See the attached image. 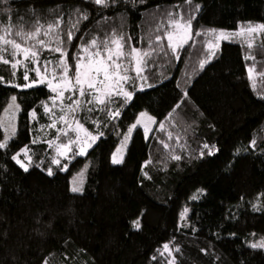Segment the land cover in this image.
<instances>
[{
	"label": "trees",
	"instance_id": "obj_1",
	"mask_svg": "<svg viewBox=\"0 0 264 264\" xmlns=\"http://www.w3.org/2000/svg\"><path fill=\"white\" fill-rule=\"evenodd\" d=\"M33 2L13 0L12 7L28 20L25 10ZM35 3L39 12L47 16L48 8L59 3L67 10L74 0ZM195 3L202 5L193 21L195 29H235L237 22H264V0H193ZM126 8L125 31H131L137 40L143 38L137 46L147 48V37L154 39L157 34L161 12H183L185 5L184 0H144V4ZM16 19L14 15L13 22ZM114 19L118 25L119 19ZM195 39V45H185L187 51L181 49L179 60L172 58L165 63L161 57L148 65L146 74L156 87L138 92L122 119L126 125L141 110L163 119L179 99L180 90L187 89L190 100L178 109L177 126L169 130L179 132L183 142L186 137L182 129L192 125L188 136L195 129V138L190 140L189 150L206 141L219 151L211 157L182 162L179 167L172 162L166 172L149 166L146 170L152 179L142 183L140 165L150 152L156 158L157 147L163 151L155 140L146 143L142 130L134 132L121 165L110 163L119 141L110 133L89 149L86 158L75 157L66 171L56 172L53 177L35 168L24 174L9 161L7 178L0 175V264H41L44 256H48L49 264H148L153 249L173 235L183 247V264H264V251L252 250L245 243L246 238H252L250 233H256L253 238L264 236V212L254 213L250 206L264 192V156L258 152L253 155L251 149L243 151L253 136L258 146L264 147V75L260 74L264 72V38L258 36L251 50L240 39L222 42L217 55L203 70L198 67L203 58V37ZM163 43L166 47L167 41ZM250 52L255 60L246 61L244 57ZM253 64L256 67L250 81L246 66ZM185 73L191 74L190 80ZM0 76L10 78L8 66L0 64ZM16 82L23 83L20 73ZM177 82L180 89L176 88ZM13 94L18 100H26L22 107H38L41 99H47L48 90L44 86L17 90L0 85V113ZM17 131L15 142L10 144L12 151L30 140L23 112L17 117ZM46 134L50 137L52 131L41 133ZM2 135L0 129V139ZM159 135L166 139L162 133ZM170 143L175 144L174 140ZM32 147L39 153V148L47 146ZM237 148L241 149L238 155ZM85 161H92L85 192L70 193L69 179ZM4 163L0 156V164ZM200 187L207 189V195L199 201L188 200ZM185 205L191 209L190 223L196 233L188 228L176 231L179 212ZM142 209L147 210L143 230L132 231L131 221ZM38 214H42V234L35 231ZM230 214L236 218L231 219ZM233 232L236 236H229ZM213 233H219V238ZM200 248L209 249V254L200 253ZM80 249L85 251L81 253Z\"/></svg>",
	"mask_w": 264,
	"mask_h": 264
},
{
	"label": "snow or ice",
	"instance_id": "obj_2",
	"mask_svg": "<svg viewBox=\"0 0 264 264\" xmlns=\"http://www.w3.org/2000/svg\"><path fill=\"white\" fill-rule=\"evenodd\" d=\"M12 2L13 0H0V21H3L0 23V64L10 69V78L0 76V85L17 90L44 86L48 95L46 100L39 101L38 107L29 108L22 107L26 103L23 97L18 100L16 94L10 96L7 106L3 108L4 116H0V129H3L0 156L5 161L0 164V175L7 178L6 165L10 161L24 174L35 168L48 177H53L56 172L66 171L75 157L86 158L89 149H93L94 145L98 146L97 142L105 138L106 133L119 139V144L110 155L111 165H121L125 162V153L133 140L134 132L142 130L146 143L152 139L158 146L162 145L163 151L160 147L156 148L155 159L150 152L149 157L140 165L141 183L143 180L152 179L146 170L149 166L166 172L172 162L179 167L182 162L211 157L219 151L215 144L206 141L197 149L189 150V142L195 138V129L192 136H188L192 125L182 129L186 137L183 142L179 132L169 130L177 126L175 114L178 109L190 100L187 89L180 90L179 99L163 119L158 120L155 115L141 110L132 122L124 125L123 113L134 103L138 92L156 87L146 74L149 64H155L161 57L165 63L172 58L179 60L181 49L187 51L185 45L190 42L195 45V38L203 37V58L198 61L199 69L203 70L217 55L222 42L240 39L246 42L247 49H253L255 37L264 38V22H237L235 29H195L193 21L196 20L202 5L193 4V0H184L183 12L174 14L167 9L161 12L157 34L154 39L149 35L147 48H142L137 44L142 43L143 38L137 40L131 31H125V12L127 5L144 4V0H74L67 10L59 3L48 8L47 16L39 12L34 0L25 10L28 20L18 9L14 12ZM14 15L17 18L15 22ZM114 17L119 19L118 25ZM164 40L167 41L166 47ZM244 59L255 60V57L250 52ZM163 66L160 65L161 68ZM255 67V64L246 66L250 81L253 79ZM18 73L22 75L23 83L16 82ZM31 73L35 75L31 76ZM260 74L264 75V72ZM185 75L191 79L190 73ZM176 88L180 89L179 82ZM261 99H264V94ZM38 108L42 109V112H39ZM22 112L25 113V126L30 140L12 151L10 144L15 142L18 135L17 117ZM45 118L47 123L39 122ZM45 130L52 131L50 137L41 135ZM160 133L166 139L162 138ZM173 140L174 145L170 143ZM37 145L47 147L39 148L38 153L32 147ZM249 149L253 155L258 152L260 156H264V147L258 146L255 136L243 151L248 152ZM240 152L241 149L237 148L235 154ZM261 162L264 163V160ZM91 165L92 161H87L73 175L69 181L70 193L82 195L85 192V180ZM205 195L207 189L200 187L188 200L199 201ZM262 198L264 192L258 194L256 202H250L254 213L264 212ZM240 199L243 201L244 197L241 196ZM190 211L185 205L179 212L177 232L182 228H188L192 233L197 232L196 227L190 223ZM146 212V209H142L137 218L131 221L132 231L143 230L142 219ZM41 215L36 217L35 231L38 234H42ZM230 218L235 219V214H230ZM45 226H50V222ZM213 235L217 238L220 236L219 233ZM249 235L255 237L256 233ZM229 236L235 237L236 233H229ZM68 242L66 240L65 244ZM245 243L252 250L264 251V236L259 239L246 238ZM79 251L83 253L85 250ZM199 252L208 255L209 249L200 248ZM183 259V247L176 243V236L173 235L153 249L148 256V264H183ZM41 264H49L48 256L42 258ZM241 264L244 262L241 261Z\"/></svg>",
	"mask_w": 264,
	"mask_h": 264
},
{
	"label": "rangeland",
	"instance_id": "obj_3",
	"mask_svg": "<svg viewBox=\"0 0 264 264\" xmlns=\"http://www.w3.org/2000/svg\"><path fill=\"white\" fill-rule=\"evenodd\" d=\"M257 37H258V36L255 37L254 41L257 39ZM241 41H242V40H241ZM254 41H253V43H254ZM245 43H246V42H245ZM253 76H254V74H253ZM9 98H10V97H9ZM8 100H9V99H8ZM6 106H7V104L5 105V107H6ZM0 116H4V112H3V110L1 111ZM1 130H2V132H3V129H1ZM46 135H47V134H46ZM2 138H3V135H2ZM2 138H1V139H2ZM118 144H119V141H118ZM118 144H117V145H118ZM116 147H117V146H116ZM116 147H115V149H116ZM115 149H114V151H115ZM86 162H87V161H85L84 163H86ZM84 163H83V164H84ZM83 164L81 165L80 168L83 167ZM80 168H79V169H80ZM79 169H78L77 171H79ZM77 171H76V172H77ZM76 172H75V173H76ZM75 173H73V174L71 175L69 181L71 180V178L73 177V175H74ZM250 239H259V238H253V237H252V238H250Z\"/></svg>",
	"mask_w": 264,
	"mask_h": 264
}]
</instances>
